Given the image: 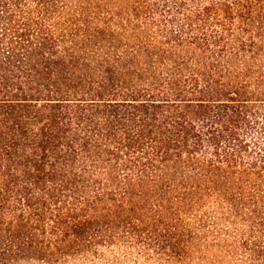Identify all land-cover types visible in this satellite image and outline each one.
Here are the masks:
<instances>
[{"label": "trees", "instance_id": "16d2710c", "mask_svg": "<svg viewBox=\"0 0 264 264\" xmlns=\"http://www.w3.org/2000/svg\"><path fill=\"white\" fill-rule=\"evenodd\" d=\"M225 258L264 264V0H0V264Z\"/></svg>", "mask_w": 264, "mask_h": 264}, {"label": "rangeland", "instance_id": "374dc122", "mask_svg": "<svg viewBox=\"0 0 264 264\" xmlns=\"http://www.w3.org/2000/svg\"><path fill=\"white\" fill-rule=\"evenodd\" d=\"M203 253H204L206 256H209V259L212 258V254H211L210 251H208V252H205V251H204ZM214 256H216V254H214ZM214 256H213V257H214ZM228 261H230V259H229V258H228V259L225 258L224 261H223L221 264H228ZM194 264H195V263H194Z\"/></svg>", "mask_w": 264, "mask_h": 264}]
</instances>
